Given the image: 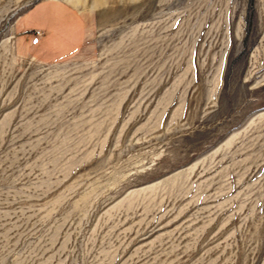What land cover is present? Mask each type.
Here are the masks:
<instances>
[{"label":"rangeland","instance_id":"obj_1","mask_svg":"<svg viewBox=\"0 0 264 264\" xmlns=\"http://www.w3.org/2000/svg\"><path fill=\"white\" fill-rule=\"evenodd\" d=\"M46 1L0 0V264H264V0H61L55 62Z\"/></svg>","mask_w":264,"mask_h":264},{"label":"crops","instance_id":"obj_2","mask_svg":"<svg viewBox=\"0 0 264 264\" xmlns=\"http://www.w3.org/2000/svg\"><path fill=\"white\" fill-rule=\"evenodd\" d=\"M60 1L38 3L22 18L25 48L37 60L55 62L64 59L80 50L86 39L87 24L82 14L74 5ZM35 14L41 25L30 24L33 26L29 28L27 20Z\"/></svg>","mask_w":264,"mask_h":264}]
</instances>
